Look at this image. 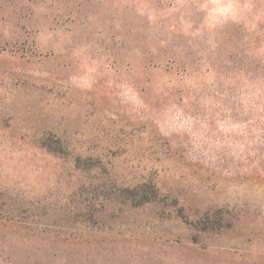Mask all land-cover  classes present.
Listing matches in <instances>:
<instances>
[{"label": "rangeland", "instance_id": "obj_1", "mask_svg": "<svg viewBox=\"0 0 264 264\" xmlns=\"http://www.w3.org/2000/svg\"><path fill=\"white\" fill-rule=\"evenodd\" d=\"M224 2L0 0V264H139L140 237L161 221L151 206L121 214L95 197L93 161L123 169L128 136L143 135L136 130H147L149 114L167 135L187 126L184 107L264 87L239 77L253 65L261 75L264 37L249 36L264 31L242 25ZM217 42L215 54L204 52ZM173 163L189 177L199 172ZM236 171L208 178L264 194V151ZM198 211L213 231L190 250L193 264L201 244L227 251L244 219L220 205Z\"/></svg>", "mask_w": 264, "mask_h": 264}, {"label": "clouds", "instance_id": "obj_2", "mask_svg": "<svg viewBox=\"0 0 264 264\" xmlns=\"http://www.w3.org/2000/svg\"><path fill=\"white\" fill-rule=\"evenodd\" d=\"M223 7L242 25L264 31V0H225ZM181 118L187 126L165 135L155 116H145L147 130L141 126L136 131L143 135L129 134L127 160L115 174L93 161L100 169V177H93L99 180L95 197L118 205L121 214L151 206L150 213L161 221L140 237L139 264H193L190 250L213 231L198 209L217 205L229 218L243 212L244 219L227 251L201 244L196 264H264V194L257 199L231 180L208 178L239 175L236 170L248 156L264 151V87L222 92L192 110L182 108ZM161 147L171 149L167 156ZM177 157L183 168L199 172L189 177L173 163Z\"/></svg>", "mask_w": 264, "mask_h": 264}, {"label": "trees", "instance_id": "obj_3", "mask_svg": "<svg viewBox=\"0 0 264 264\" xmlns=\"http://www.w3.org/2000/svg\"><path fill=\"white\" fill-rule=\"evenodd\" d=\"M259 33L258 32H254L252 35H250L249 37H250V39L252 38H255V37H257V36H262V37H264L263 35H258ZM219 35H220V33H219ZM258 38V37H257ZM252 39H251V41H252ZM254 42H260L259 40H255ZM218 43L219 42H217V43H215V47H212L211 49H209L208 51H204V52H210L209 54H211V55H213V54H215V52L214 51H216L217 50V45H218ZM236 50V51H235ZM238 54H239V52H238V50H237V47H234L233 48V51L229 54V55H231V56H235V57H238ZM227 57V56H226ZM228 58H230V56L228 57ZM223 61H225V58H223L222 59ZM229 63V62H228ZM230 64L232 65V71L231 72H233V73H235L236 75L238 74L237 73V70L239 69L238 68V65L234 62V63H231L230 62ZM229 64V65H230ZM259 64L260 65H262V66H264V57L263 58H261L260 59V62H259ZM254 66V65H253ZM253 66H249L248 67V69H246V71H241L240 72V74H239V77L241 78V79H244L245 80V83H249V82H252V81H254V80H257L256 81V83H263L264 82V68H262V72H261V75H257V71H256V69L253 67ZM232 79H235V78H232ZM150 191V190H149ZM145 198H147V197H145ZM220 220L218 219H215L212 223H211V225H213V224H216L217 222H219Z\"/></svg>", "mask_w": 264, "mask_h": 264}]
</instances>
